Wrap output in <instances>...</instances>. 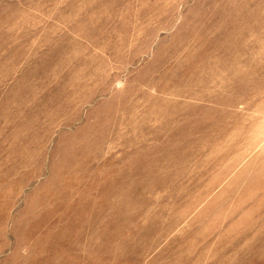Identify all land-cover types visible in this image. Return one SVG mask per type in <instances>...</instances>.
Here are the masks:
<instances>
[{
	"label": "rangeland",
	"instance_id": "1",
	"mask_svg": "<svg viewBox=\"0 0 264 264\" xmlns=\"http://www.w3.org/2000/svg\"><path fill=\"white\" fill-rule=\"evenodd\" d=\"M0 264H264V0H0Z\"/></svg>",
	"mask_w": 264,
	"mask_h": 264
}]
</instances>
